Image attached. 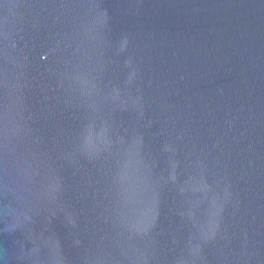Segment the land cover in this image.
Returning <instances> with one entry per match:
<instances>
[{
	"label": "water",
	"instance_id": "95a60500",
	"mask_svg": "<svg viewBox=\"0 0 264 264\" xmlns=\"http://www.w3.org/2000/svg\"><path fill=\"white\" fill-rule=\"evenodd\" d=\"M0 264H264V0H0Z\"/></svg>",
	"mask_w": 264,
	"mask_h": 264
}]
</instances>
